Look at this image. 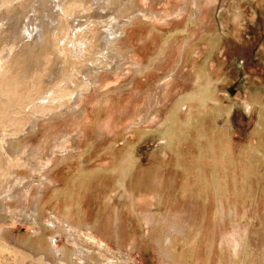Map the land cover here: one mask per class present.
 Listing matches in <instances>:
<instances>
[{
  "label": "rangeland",
  "instance_id": "1",
  "mask_svg": "<svg viewBox=\"0 0 264 264\" xmlns=\"http://www.w3.org/2000/svg\"><path fill=\"white\" fill-rule=\"evenodd\" d=\"M40 1L0 0V264H264V0H138L107 59L110 10Z\"/></svg>",
  "mask_w": 264,
  "mask_h": 264
},
{
  "label": "bare ground",
  "instance_id": "2",
  "mask_svg": "<svg viewBox=\"0 0 264 264\" xmlns=\"http://www.w3.org/2000/svg\"><path fill=\"white\" fill-rule=\"evenodd\" d=\"M42 1V0H41ZM40 1V2H41ZM52 1V4H53V9L55 8H58L59 10L62 8V12L63 14L65 13L64 12V8L62 7L63 5V0H43L44 3H47V2H51ZM56 1V2H55ZM191 1V4H192V13H191V22L195 23L196 20L198 19V16L200 15V12L202 11V6H203V0H190ZM42 2V3H43ZM61 2V3H60ZM38 3V2H37ZM93 3L95 4V6L97 5L98 8L100 9V11H104L103 9V6H105L107 9V11L110 10L111 13H108V14H114V16H112L111 19H113L112 21H110L108 24H104L103 25V28H104V33H101L100 37H102L103 35L107 36V37H102V39H100V44L102 43V47H101V50L99 52V54L101 55V58H104V59H107V56L109 54H117L115 56H120V58H123V53L121 51L118 50V47H117V44L120 43L121 39L124 38L127 34V30H128V27L131 25L130 23L133 22L134 19H136L137 17H139L137 14V11H138V0H93ZM40 4V3H39ZM62 4V5H61ZM73 4V3H72ZM61 7V8H60ZM35 11V10H34ZM51 11V10H50ZM61 11V10H60ZM61 12V13H62ZM102 13V12H101ZM107 13V12H106ZM48 15V14H47ZM46 15V16H47ZM62 15V14H61ZM34 16V15H33ZM49 16V15H48ZM110 16V17H111ZM31 18V17H30ZM50 19V16L47 17ZM48 19V20H49ZM116 19V20H115ZM118 19V20H117ZM57 19L53 18L51 20H49L50 23H52L53 21H55ZM130 22V23H128ZM24 25V24H23ZM26 29L25 31H22L25 32L24 34L26 35V39L27 37H30L31 40L32 38H34V40L36 41V43L38 44V46H41L42 44L44 45L45 43V38H46V34H45V30H44V27L41 26V27H38L36 25H34L33 27H29L28 24H26L24 26ZM80 25L78 24L77 25V28H79ZM32 28V30H31ZM107 34V35H106ZM24 37H22L23 39ZM24 40V39H23ZM33 41V43H35ZM88 41V40H87ZM77 42H79L80 44V47L84 46V44H82V42H80L79 40H77ZM100 46V45H99ZM100 49V48H99ZM60 51V50H59ZM58 51V52H59ZM108 52L109 54L107 55H104V52ZM125 59V58H124ZM127 61V60H126ZM113 62V61H112ZM92 63V62H91ZM129 63V62H128ZM106 64V63H105ZM107 65V64H106ZM104 66V65H103ZM101 67L102 69L100 70H105L106 67ZM111 66V65H110ZM109 68V67H108ZM98 70L95 65H93L92 63V67L89 68L88 66H85L84 65V76L86 78L85 81H82L80 80V84L76 87H74V89L72 90H69V88H67V86L61 88L62 91H54L51 95V98H48V103L47 105H50L52 106V102L54 100H57V104L61 103L62 101V104H64L65 102H67L66 104V108H64L65 110H69V111H72L74 110L73 106H75V102H78L80 101V99L83 97V95H85V93H87L89 91V89L91 88V85L93 82H95L97 80V78H99L98 76ZM36 79V78H35ZM201 79V78H200ZM200 84V85H203L201 83V81L199 80L197 82V84ZM56 84V82H55ZM54 84V86H55ZM60 84V83H59ZM95 84V83H94ZM164 85V84H163ZM207 86V85H206ZM165 87V86H164ZM205 90L207 91V88H205ZM162 91V90H161ZM202 91L200 90H196L195 89V92L193 93V95H190V96H187L185 97V100L188 99V103L190 102H197V103H200L203 101V94L201 93ZM205 92V91H204ZM203 92V93H204ZM47 100V99H46ZM44 101V99L42 100ZM74 103V104H73ZM183 101H180L179 104H177L175 110H174V115L172 117V121H174L176 123V120H177V116L178 114L180 113L181 111V108H182V104ZM187 103V102H186ZM41 104V103H40ZM38 105V104H37ZM42 106L44 104H41ZM73 105V106H72ZM210 105V104H209ZM61 106V105H59ZM190 106V105H189ZM184 107V106H183ZM194 107V106H192ZM157 108V107H156ZM205 109V107H204ZM82 110V109H81ZM156 110V109H155ZM188 111V109H185ZM184 110V111H185ZM195 110V109H194ZM158 111V110H157ZM186 112V111H185ZM155 113V112H154ZM152 116V115H151ZM170 120V119H169ZM178 120H179V117H178ZM188 120V119H187ZM164 121L162 122L161 126L164 128ZM185 124V123H184ZM169 125V124H168ZM181 126V125H180ZM38 127V126H37ZM168 132L169 130H166L163 134V136L165 135H168ZM166 140V139H165ZM171 140V139H170ZM172 141V140H171ZM20 145H11V147H13L14 150L16 149H19ZM218 159V158H217ZM220 160V159H218ZM216 161V160H215ZM196 168V167H195ZM212 169V168H211ZM198 182V181H197ZM204 187V186H203ZM206 189V188H205ZM18 191V190H17ZM19 193V192H17ZM14 198H19L20 196L19 195H14L13 196ZM13 199V198H12ZM6 209V208H5ZM36 214V213H35ZM62 215V214H60ZM33 217V216H32ZM73 218V211L70 209V210H67L64 212L63 214V219L67 220L68 222L70 221V219ZM37 222V221H36ZM67 223V222H66ZM7 230H5L3 232V235L4 236H9L10 234L7 235ZM3 236V237H4ZM41 236V235H40ZM39 236V238H40ZM9 237H12V236H9ZM8 237V238H9ZM30 238V237H29ZM28 238V239H29ZM33 238V237H32ZM36 238H37V235H36ZM42 239H37L36 240H33V242L29 241L28 242H25L24 245L26 246V248L29 246L31 248V252H38V251H46L47 249L43 248V242L41 241ZM10 241V240H9ZM45 247V246H44ZM30 250V249H29ZM57 252V251H56ZM70 257V254L67 255V258L69 259ZM175 257V256H174ZM65 258V257H63ZM176 259V258H175ZM66 260V259H65ZM70 261V260H69Z\"/></svg>",
  "mask_w": 264,
  "mask_h": 264
}]
</instances>
